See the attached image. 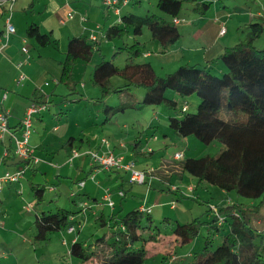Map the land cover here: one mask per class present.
I'll return each instance as SVG.
<instances>
[{"label": "trees", "instance_id": "1", "mask_svg": "<svg viewBox=\"0 0 264 264\" xmlns=\"http://www.w3.org/2000/svg\"><path fill=\"white\" fill-rule=\"evenodd\" d=\"M186 3H191L192 11L201 15H205L212 6L211 2L201 0H158V9L168 19L155 13L123 14L120 22L106 29L104 38L107 41H122L132 35L133 43L124 41L111 59L101 55V61L94 68L92 82L100 90V102L116 92L122 93L133 88L145 91L140 101L132 93H127L125 101L103 108L105 122L128 109L164 105L174 113L169 116L168 123L178 137H195L208 145L214 141L223 144L216 154L183 160V170L197 180L198 186L208 183L216 186L220 193H235L247 200L260 199L257 205L251 207L240 202L216 207L215 211L209 207L207 212H215L211 220H203L202 216H198L185 223L177 221L173 232L176 246L191 243L205 227L209 231H219L223 224H229V232L216 249L211 248L212 238L207 236L201 252L194 255L193 261L188 264H264V229L254 226L251 218V213L264 205V168H261V163L264 165V153L253 152L264 149V48L255 45L256 40L264 34V26L261 23L250 24L252 31L247 41L225 47L214 59V62L221 60L226 64L221 75L208 69L186 66L159 75L151 62L139 60L146 51L145 44L138 37L147 27L152 39L161 46V52L166 53L181 38L175 18L179 19ZM26 34L40 46L58 44L51 33H43L37 25H30ZM101 50L100 42L91 40L87 35L71 37L61 64L60 83L74 93L72 77L78 61L89 62L96 52L101 54ZM122 53L127 57L124 66L120 67L114 60ZM114 77L123 80L124 84L113 86L111 80ZM168 91H173L180 98L196 94L199 98L196 110L190 112L186 103L181 106L177 99L167 96ZM132 154L134 158L136 155L148 154L144 150L142 134L135 139ZM251 179H259L257 186H252ZM30 187L36 203L44 202L45 185L31 182ZM85 195L84 192L78 193L71 201V206L75 207L77 200ZM203 203L210 206L208 201ZM73 207L57 206L55 211L36 214L34 241L49 242L53 233L67 230L73 217L83 211ZM121 213H102L97 218L98 222L102 227L109 226L112 229L107 240L103 236L96 239V244L88 245L84 241H75L69 246L68 258L76 259L80 264H148L145 246L135 249L134 244L142 240H158L153 234L148 240L143 238L144 221H148L150 227L158 228L152 225L150 211L134 208ZM165 220L170 221L169 217ZM172 264L181 263L175 261Z\"/></svg>", "mask_w": 264, "mask_h": 264}, {"label": "crops", "instance_id": "2", "mask_svg": "<svg viewBox=\"0 0 264 264\" xmlns=\"http://www.w3.org/2000/svg\"><path fill=\"white\" fill-rule=\"evenodd\" d=\"M146 1L119 0L117 9L107 7L104 4V0H17L14 5L12 22L15 25L16 33L12 35L8 44L0 51V110L9 113L11 131L17 136H21L23 130L22 120L28 108L34 104L40 108L33 118L30 138L32 158L30 160L22 161L15 155V142L12 136L8 135L0 140V176L6 172L15 173L22 169L24 170L23 176L20 177L19 181L4 184L0 190V205L5 198L15 202L17 197L14 193L22 194L21 188H23L24 184H28L30 187L31 182L44 184L50 194H55L58 197L51 199V201L58 204V206L67 208L73 207L70 206L73 198L77 197L78 193L84 192L86 195L82 196L81 200H77L76 208L73 207L74 209H83V211L73 217L67 230L61 232L62 235L66 234L67 237L71 238L72 243L82 241V233L88 232V227L92 222L95 227H102L97 220L102 213L105 215L118 211H122L121 214L125 213L123 212V202L127 198V193L124 196L119 194V191H126L122 188V182L117 181L116 186L112 187V175L110 176L111 180L107 181L110 186H103L102 182L98 180L101 171L111 173L115 168L102 167L96 164L91 157L87 164L84 165V168L81 169L83 154L86 155V153L93 150H97L100 153L112 152L116 157L127 161L126 150L129 148L125 136L119 134L118 131L114 134V142H112L111 138H108L110 136L104 135L105 129L101 125L104 124L105 126L107 122L103 121L101 125L99 124L98 121L102 118L99 113L100 109H97L95 114L96 121H93V108L89 111L88 117L79 118L73 124L67 126L64 120L65 118L69 120V115L62 109L63 111L61 110L58 113L61 117L56 120V122H59L58 125L53 130L48 128L50 124L54 123L55 118L58 117L55 110L52 112L56 117L51 115V104L57 105L58 99L64 100L57 97V89L61 85V64L65 59L68 42L71 37L87 35L91 40L95 37L96 41L101 44L102 50L101 54L98 52L100 54L99 57H102L101 55L107 57L106 51L112 53L117 50L125 42L123 40L107 41L104 38L106 29L112 24L120 22L123 10L131 9V13L143 15L141 11L145 9ZM148 1L153 7L152 11L161 15L156 11V9L159 10L157 7L158 0ZM201 1L211 2V9L205 15L196 13L192 9L190 12L188 9L183 10L177 23V26H180L181 38L169 50L181 53V62L185 63L184 65L188 68H204L211 70L214 74H219L224 71L226 64L221 60L214 62V59L223 52L225 47L247 41L252 31L250 24L261 23L264 26V0H248L247 3H244V0ZM250 2L251 5L249 4ZM5 18L4 11L0 9V35L5 29ZM30 25H37L43 33H51L58 40L59 47L57 46L58 44L40 46L33 38H29L26 31ZM223 28L226 31L221 34ZM130 39L133 40L132 35L129 36ZM23 48H27V52H24ZM154 54L150 51L145 52L144 55L150 59L149 62H151L156 71L155 60L153 59ZM76 67L74 68V75ZM81 87L88 94V91L85 90L87 84L82 83ZM62 105L66 109L70 106L65 102ZM73 126L78 129V132L72 129ZM151 127L156 126L152 125ZM133 133L135 134L136 132L134 131ZM154 135L152 140L158 142L159 137L157 134ZM103 139L109 141V146L105 147ZM79 140L81 141L79 142ZM148 146L146 151L154 153V147ZM73 149L79 150L80 155L71 162ZM122 151L124 152L122 153ZM128 152L130 153V151ZM177 154L179 153L175 154L174 159L180 160L177 158ZM62 159H64L63 164L57 163L58 160ZM68 161L74 163L71 165ZM149 167L140 168L148 174L150 173L149 175L151 176H148L149 182L158 178L157 180L161 184L166 185L167 190L173 192L175 187L177 191L174 194L177 199L188 195H183L182 186L180 185L174 184L173 188H170L171 184L168 179L172 169L170 163L164 166L166 170L164 175L158 174L156 168ZM71 171L78 176V180H70L73 179L70 175ZM79 171H82V174ZM117 172L119 173V171ZM90 173H93V178L85 179L84 176H88ZM180 174L182 173L180 172ZM70 181L76 183V185H69L68 188V182L70 183ZM81 183H84V185H81ZM187 183L189 191L195 193L199 189L196 187V179L189 177ZM65 187L68 188L66 194L64 192ZM160 189L165 190L163 186ZM107 190L111 191V197L114 201V207H111L110 214H106L101 210L102 203L109 206L104 200V194ZM90 191L93 193L91 194ZM184 193L187 192L185 191ZM228 194L220 193V191L216 192V199L219 200L221 206L240 202V200H235ZM257 200L259 203L260 199L250 200L251 204L247 207L257 205L258 203H253V201ZM208 202L209 207L213 210L216 207H221L212 204L210 201ZM30 203L33 206L28 209V214H31L35 207L33 201ZM117 205L120 206L121 210L112 211ZM140 209L146 208L141 206ZM259 210L260 208L257 211ZM35 215L25 220L24 223H29L30 221L34 223ZM256 226L263 230L264 222L258 219ZM72 227H74L73 231L71 230ZM66 235L63 237V241L67 239ZM82 239H85L83 241L86 242V245L91 243L88 242L89 237L87 236ZM174 239L175 237L173 236L159 237L158 242H156L158 243V251L155 254L159 253L165 257L164 254L175 253L177 246ZM65 245H68V242ZM176 257L178 260V256ZM170 262L172 264L174 261L170 259Z\"/></svg>", "mask_w": 264, "mask_h": 264}, {"label": "rangeland", "instance_id": "3", "mask_svg": "<svg viewBox=\"0 0 264 264\" xmlns=\"http://www.w3.org/2000/svg\"><path fill=\"white\" fill-rule=\"evenodd\" d=\"M247 1L248 0H244V3H247ZM249 4L251 5V2ZM152 8V5H150L149 1L147 0L145 9L141 12L143 14H156V12L152 11ZM186 9H188L189 12L191 11V3L185 4L184 10ZM156 11H158L162 15V17L168 19V16L162 11L157 9ZM122 12L123 14H125L128 12H132V10L126 9ZM178 27L180 29V26ZM138 39L145 44L146 53L150 51L155 53L153 59L155 60V68L159 75L174 72L180 69L181 66L185 64L181 62V53H175L174 50H169L166 53H160L161 46L157 41L152 39L151 32L147 27H144L143 34L139 36ZM123 41L129 44L133 43V40H129V37ZM255 45L258 48H264V34L258 40H256ZM57 46L59 47V44ZM116 51L117 50L113 51L112 53L114 54ZM106 53L108 54L107 58L111 59L113 54L110 53V51H106ZM99 55L100 54L96 52L92 60H90L89 62L80 61L78 66H75L76 72L72 77V87L75 90L74 93H71L69 87L64 84L58 86L57 97L63 98L64 100L61 101V99H58L57 105L51 104V115L55 116V114L52 112L53 110H55V113H57L58 117L55 118L54 123L48 126L50 130H53L54 127L58 125L59 122H56V120L61 117L58 113L62 109H64V112L68 113L69 115V120H67L66 118L64 120L66 126L73 124L79 118H84L85 116L88 117L89 111L93 108V121H96L97 119L95 114L97 112V109H100L99 113L101 114L102 118L99 119L98 122L101 125L106 117V114L103 113V108H105L107 105L116 106L120 102L125 101L127 93H132L135 98L138 99V101L143 99L145 93L144 89L133 88L127 91L125 90L122 93H113L107 99H105L104 102H100L98 100L100 98V90L97 86H94L92 82L94 68L102 58L99 57ZM126 57L127 55L125 53L118 55V57L114 60L115 64L120 67L124 66V64L126 63ZM139 60L150 61V59L145 57V55H143V57H141ZM219 75H221V73ZM82 83L87 84L85 90L88 91V94L83 91L81 87ZM111 84L113 86H122L124 84V81L120 78L114 77L111 80ZM167 96L177 99L181 106L182 104L186 103L190 112H194L196 110L197 104L199 102V98L196 94L180 98L173 91H168ZM65 98L67 99L65 100ZM63 102H65L67 105H70L68 109H66L62 105ZM170 115H174V113L170 112L164 105L141 106L135 109H128L124 113H119L116 117H113L110 122H107L105 126L104 124L101 125L103 129H105L104 135L110 136L108 138H111L112 142H114V134L116 133V131H118L119 134L125 136V140L126 142H128L129 149L126 150L127 161H123V166L135 160L134 163L136 164L135 166L137 170H141L140 168L145 167L150 168L149 166H151L153 168H156L158 174L164 175V173L166 172L164 166L167 163H170L172 169L171 173L168 175L169 183L171 184V186H173L174 184L182 186L183 195L188 194L177 199L174 192L167 190L166 185L161 184V182L157 180L158 178H156L154 181L152 179L150 182L148 180V182L144 184H134L130 180L131 171L127 172L126 170H124V168H115L118 170L113 169L111 173L108 171H101L98 180L102 182L103 186H110V183H108L107 181L111 180V175L112 187L116 186L117 181L123 183L122 188H124L127 193V198L125 202H123V212L134 208L139 209L141 206L145 207L146 209L150 208V214L153 220L152 225L157 226L158 228L150 227V223L148 221H144V229L142 230V233L143 238L147 240L151 234L157 236V238L172 237L174 235L173 232L177 221H179L180 223H185L198 216H202L203 220H211L214 216L213 212H207L209 206L207 203H203V201H210L212 204L221 206L219 200L216 199V192L220 191L216 186L208 183H202L200 184V186H198L196 180V187H198L199 189L195 193L189 191V185L187 183L188 178L194 177L183 170L182 162L185 158L189 157H201L207 154H216L217 152H219L223 144L218 141H214L212 144L208 145L200 142L195 137H178L169 127L168 119ZM152 125L156 127H151ZM72 129L78 132V129L76 127L73 126ZM134 131L136 132V135L133 133ZM49 134H51V132H49ZM139 134H142L143 136L142 141L144 149L146 150V148L149 147L148 145H150L154 147L155 152H149L146 155H136V157L134 158V156L131 154L133 141L137 138V136H139ZM154 134H157V136L159 137L158 142H154L152 140V138L155 136ZM80 141L81 140H79V142ZM252 150L254 149L252 148ZM93 151L97 152V150ZM128 151H130V153ZM123 152L124 151H122V153ZM253 152L257 154L258 152L263 154L264 149L254 150ZM176 153L182 154L184 157L179 158L180 160H175L174 156ZM83 155L84 158L83 163L81 164V169L84 168V165H86L87 161H89L92 157L87 153L86 155ZM248 157L250 160V155ZM63 160L64 159L58 160L57 163L63 164ZM68 162L71 163L70 161ZM73 163H71V165ZM260 163L261 161L259 160V164ZM261 166V168H264L263 163H261ZM117 171H119L120 175ZM79 172L80 174H82V171ZM180 172L182 174H180ZM92 174L93 173H90L88 176H84V178L92 179ZM146 174L147 177L151 176L149 175L150 173L148 174L146 172ZM70 175L73 178L70 180H78V176L73 174L72 171ZM261 178H263V176H261ZM251 180L252 186H257V180L259 179ZM70 183L68 182V188L69 185H76V183H73L71 181ZM162 186L165 190L160 189V187ZM68 188H64L65 194L68 192ZM21 189L23 192L22 194L14 193L17 197V200L15 202H11L8 198H5L3 200V203L0 205V264H56L58 262L80 264L78 260L68 258L69 246H71L72 241L71 238L67 237L66 234L62 235L61 232H55L52 234L51 240L49 242H35L33 239L35 233V226L33 221L24 223L25 220L30 219V217L32 218L34 214H41L43 211H55L58 204L52 202L51 199L58 197H56L55 194H50L49 190H46L45 201L37 204L34 199L32 190L28 184H24L23 188ZM174 190L177 189L174 187ZM185 191L187 193H184ZM90 192L91 194L93 193L92 191ZM228 195H230V197L234 198L235 200H240V203H243L246 206H250L251 204L250 200L240 198L235 193H229ZM32 201L34 202L35 207L33 209V212L31 214H28L29 203ZM253 203H258V200L253 201ZM101 205V210L106 214H110L111 207L104 205L103 203ZM113 210L121 209L120 206L117 205L112 209V211ZM166 217H169L170 221H166ZM251 218L254 226H256V221L258 219L264 222V205L260 207L259 211L251 213ZM88 228V232L82 233L81 236L82 238H85L86 236L89 237L88 242H91L92 244H96V239L103 236L107 240L112 231L109 226L95 227L93 222ZM228 232V223L223 224L220 227L219 231H209L208 227H205L202 229L199 236L191 243L183 246H177L175 253L164 254L166 258L159 253L155 254V252L158 251V243H156L158 241H137L134 244V248L138 249L143 245L145 246L148 251V256H150L148 264H171L170 259L175 262L177 260L176 256H178L177 262L181 264H188L193 261L194 255H197L201 252L207 236H210L212 238L211 248L216 249L222 243L223 237ZM65 235L67 237V239L65 240H67L68 245H65L67 244L65 240L63 241V237ZM82 238V241L85 240Z\"/></svg>", "mask_w": 264, "mask_h": 264}, {"label": "built area", "instance_id": "4", "mask_svg": "<svg viewBox=\"0 0 264 264\" xmlns=\"http://www.w3.org/2000/svg\"><path fill=\"white\" fill-rule=\"evenodd\" d=\"M17 0H0V9L4 11L6 18H5V29L3 33L0 35V51L3 47H5L8 42L10 41L12 35L16 33L15 25L12 22V16L14 13V5ZM119 0H104V4L107 7H114L117 9V4ZM175 22L178 23L179 19L175 18ZM226 31L225 28L221 30V34H224ZM93 39H96L93 37ZM24 52H27V48H23ZM39 106L32 105L28 108L23 120H22V134L21 136H17L14 134L10 127H9V113L4 110H0V140L4 139L6 136H12L15 142V155L21 159L22 161H27L32 158V149L30 147V138L32 134V127H33V118L34 115L39 111ZM103 143L106 146H109V142L106 139H103ZM89 156L91 155L93 161L105 168H124L126 171H131L130 180L134 184H144L148 177L145 171L137 170L135 163L130 162L128 164L122 165L123 159L116 157L112 152H94L89 151L87 153ZM80 155L79 150L73 149L71 162L75 157ZM179 158H182V154L176 155ZM24 170L17 171L15 173L6 172L2 176H0V190L3 188L5 183H13L19 181L20 177L23 176ZM84 185V183H81ZM174 189V188H173ZM121 196H124L123 191H119ZM104 200L108 203L110 207H114V201L111 197V191L107 190L104 194ZM33 204H29V209H31ZM150 211V210H149ZM74 230V227L71 228Z\"/></svg>", "mask_w": 264, "mask_h": 264}]
</instances>
